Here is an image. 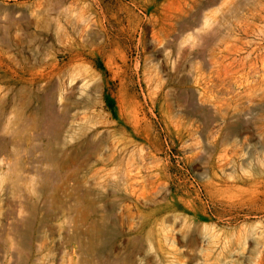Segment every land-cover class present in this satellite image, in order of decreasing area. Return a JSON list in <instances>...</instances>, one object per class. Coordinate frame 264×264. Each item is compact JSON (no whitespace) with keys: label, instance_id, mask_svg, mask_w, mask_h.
<instances>
[{"label":"rangeland","instance_id":"1","mask_svg":"<svg viewBox=\"0 0 264 264\" xmlns=\"http://www.w3.org/2000/svg\"><path fill=\"white\" fill-rule=\"evenodd\" d=\"M0 264H264V0H0Z\"/></svg>","mask_w":264,"mask_h":264}]
</instances>
